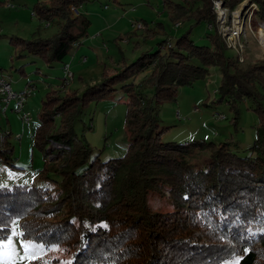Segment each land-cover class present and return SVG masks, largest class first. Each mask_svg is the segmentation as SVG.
Here are the masks:
<instances>
[{
	"label": "trees",
	"instance_id": "obj_1",
	"mask_svg": "<svg viewBox=\"0 0 264 264\" xmlns=\"http://www.w3.org/2000/svg\"><path fill=\"white\" fill-rule=\"evenodd\" d=\"M250 1L258 4V18L264 22V0ZM85 2L36 3L34 17L57 24L58 33L30 41L12 36L11 44L20 54L41 58L50 66L66 65L67 56L88 35L91 21L80 11ZM164 4L176 13L197 5L192 8L195 24L174 42H159L156 52L148 51L129 66L123 63L120 69L106 71L99 84L82 94L48 93L33 140L46 153L53 143L62 147L55 154L63 157V163L47 162L39 174L41 181L55 188L0 189V238L11 236L12 224L26 219L20 224L24 240L47 249L72 247L73 264H117L118 254L129 247L139 248L141 257L136 261L142 259V264H219L231 258L234 249L207 238L196 218L202 212L215 213L225 240L234 239L247 250L240 264H259L261 256L253 247L258 245L264 255V65L242 69L239 57L228 56L229 48L213 33L207 35L206 44L192 40L195 27L214 21L211 0H164ZM72 6L79 9V16L72 13ZM212 66L222 75L218 103L227 101L234 108L242 100H251V108L260 117L257 140L246 156L240 154L237 143L162 140L157 106L176 100L179 88L207 79ZM63 82L64 78L61 85L66 86ZM149 87L151 97L144 92ZM118 90L128 97L130 143L124 157L104 162L78 138L75 123L92 102ZM9 136L4 135L0 145H7ZM198 152L209 153V162L201 168L188 162ZM10 153L0 150L6 164ZM163 191L173 201L171 213L155 212L147 205L149 193Z\"/></svg>",
	"mask_w": 264,
	"mask_h": 264
},
{
	"label": "rangeland",
	"instance_id": "obj_2",
	"mask_svg": "<svg viewBox=\"0 0 264 264\" xmlns=\"http://www.w3.org/2000/svg\"><path fill=\"white\" fill-rule=\"evenodd\" d=\"M48 1L0 0V78L12 84L17 94L25 91L27 85L34 88L24 110L32 117L28 124L24 122L23 115L16 112L14 104L4 112L0 100V142L4 135H10L6 140L8 144L0 145V150L12 151L8 154L11 157L9 164L4 163L3 156H0V189L13 186L55 188L54 184L41 181L39 174L47 162L63 163V157L55 154L62 147L53 143L46 153L36 147L33 140L43 101L48 93L61 90L68 94L72 91L82 94L87 88L99 84L106 71L120 69L123 63L129 66L148 51L156 52L161 41L168 39L174 42L195 24L192 11L198 7L195 5L192 9L188 5L189 11L176 13L164 4V0H87L80 11L90 19L91 24L88 35L79 40L78 49L72 50L65 59L75 76L74 82L66 88L61 85L65 76L63 63L50 66L41 58L20 54L10 42L12 36L30 41L52 38L58 33L57 24L50 25L32 14L36 3ZM216 2H220L219 7ZM211 3L214 21L203 22L195 27L192 40L203 45L208 43L207 35L213 33L229 48L228 56L239 57L242 69L247 71L254 66L264 65V22L258 18V4L250 0H232L227 4L225 0H211ZM137 23H141L143 29H137ZM234 32L239 35L234 37ZM232 37L237 44L241 43L240 48L229 44ZM209 70L210 76L207 79L179 88L176 100L162 102L157 106L162 140L166 143L196 140L237 143L240 154L246 156L257 140L260 117L251 108V100H242V104H236L234 108L227 101L218 103L220 95L217 90L221 85L222 75L216 67L212 66ZM254 79L255 77L252 80ZM141 80L142 77L137 83ZM144 92L150 97L153 95L151 87ZM127 102L128 97L118 90L103 100L92 102L75 123L78 138L93 148L94 156L100 154L104 162L124 157L128 151L130 139L126 129ZM46 154H49L48 158ZM188 162L201 168L209 162V153L198 152ZM52 178L59 180L56 175ZM146 202L150 210L155 212L171 213L175 210L167 191H163V194L149 193ZM216 216L215 213H199L196 215L197 223H201L202 231L209 236L207 238L234 249V255L219 264H236L237 261L240 264V259L247 250L234 239L225 240L221 234L223 231L218 229ZM25 220L12 224L11 235L15 231L17 236L12 237V247L0 248V264H73L72 247L58 245L47 249L40 243L36 244L43 245V251H38L36 257L21 260L19 257L23 255V250L19 249V242L24 239L19 234L22 233L20 224ZM217 230L221 235H215ZM214 237L221 240L214 241ZM253 248L261 256L259 264H264L262 250L258 245ZM14 249L17 251L15 255ZM138 249L129 247L119 253V257H116L117 264H142V259L136 261ZM140 257L141 255L139 259Z\"/></svg>",
	"mask_w": 264,
	"mask_h": 264
},
{
	"label": "built area",
	"instance_id": "obj_3",
	"mask_svg": "<svg viewBox=\"0 0 264 264\" xmlns=\"http://www.w3.org/2000/svg\"><path fill=\"white\" fill-rule=\"evenodd\" d=\"M216 5H217V7H219L220 2H216ZM71 11L75 16H79V14H80L79 9L75 6H72ZM218 13L220 14V12H218ZM33 16H35V15L33 14ZM241 26L243 27V25H241ZM136 28L141 30V29H143V25L141 23H137ZM261 30L263 31V29H261ZM263 33H264V31H263ZM238 35H239L238 32L233 33L234 37L238 36ZM234 37H232V39L229 40L230 41L229 44L230 45L233 44L234 46H236L235 48H237V46L240 48L241 43L237 44L236 41L233 40ZM261 37L262 36L260 35L259 38H261ZM263 38H264V34H263ZM168 46H170V44ZM63 69H64V73H65V76H64L65 82H63V83H65L64 85L69 86L71 83L74 82V79H75L74 73L71 72L72 68H70L69 64H66ZM11 85L12 84H10L6 79H4L2 77L0 78V100H1L2 105L4 107V112H7L11 108V106L14 104V108H15L16 112H19V114L23 115L24 122L26 124H28L32 121V117L29 113H25L24 110H25V106L27 104L28 98L30 96H32V94H33L34 88L31 86H27L25 91L17 94L13 90Z\"/></svg>",
	"mask_w": 264,
	"mask_h": 264
},
{
	"label": "snow or ice",
	"instance_id": "obj_4",
	"mask_svg": "<svg viewBox=\"0 0 264 264\" xmlns=\"http://www.w3.org/2000/svg\"><path fill=\"white\" fill-rule=\"evenodd\" d=\"M20 236H23V234H19ZM17 236V233L13 231L11 236H4L0 238V248H5V247H12L13 246V239L12 237ZM6 242V243H5ZM19 249L23 250V255L20 256L19 258L21 260L28 258V257H36L38 251H43L44 246L36 244L35 242L32 241H27V240H21L19 242ZM13 254H17L16 249L13 250ZM236 264H239V261L236 262Z\"/></svg>",
	"mask_w": 264,
	"mask_h": 264
},
{
	"label": "crops",
	"instance_id": "obj_5",
	"mask_svg": "<svg viewBox=\"0 0 264 264\" xmlns=\"http://www.w3.org/2000/svg\"><path fill=\"white\" fill-rule=\"evenodd\" d=\"M62 84V83H61Z\"/></svg>",
	"mask_w": 264,
	"mask_h": 264
}]
</instances>
